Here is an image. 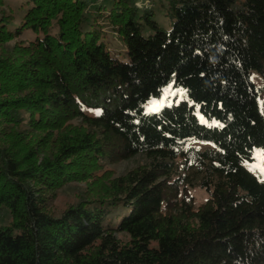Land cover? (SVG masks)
<instances>
[{
  "label": "trees",
  "instance_id": "16d2710c",
  "mask_svg": "<svg viewBox=\"0 0 264 264\" xmlns=\"http://www.w3.org/2000/svg\"><path fill=\"white\" fill-rule=\"evenodd\" d=\"M138 1L0 0V264H264V0Z\"/></svg>",
  "mask_w": 264,
  "mask_h": 264
},
{
  "label": "rangeland",
  "instance_id": "374dc122",
  "mask_svg": "<svg viewBox=\"0 0 264 264\" xmlns=\"http://www.w3.org/2000/svg\"><path fill=\"white\" fill-rule=\"evenodd\" d=\"M104 1V0H99ZM92 2V1H91ZM93 3V2H92ZM91 3V7L93 8V4ZM152 5V0H140L137 3L138 7H146ZM170 29L169 27H167ZM110 42L113 44L111 47V52L118 54L119 58H122L124 49L121 46L120 42L113 36H110ZM250 80L256 85L257 87H262V79L259 74L255 71L250 72L249 74ZM184 99V92L181 90H177L172 86H169L163 90L162 97L157 100H152L147 105V112L148 113H159L164 107L171 106L174 104H179ZM260 104L261 108L264 109V93L260 96ZM91 115H98L99 112H88ZM199 120L203 124H209L205 119L198 114ZM255 158L257 159V163L253 166V168L260 169L264 172V150H256L255 151ZM146 160L142 156H138L129 161H111L107 166V169L112 172L113 177L123 176L128 174L130 171L139 168L140 166L144 165ZM84 189V184H75L69 185L65 187L62 191L58 192L53 205H54V212L56 214H60L62 211L66 210L71 205L77 202V194L82 192ZM183 189L180 190V198L183 195ZM190 194L196 198V207L200 206L203 202L208 199V194L205 191L194 189L190 191ZM7 211H2V217L7 215ZM7 222L3 220L2 225H6Z\"/></svg>",
  "mask_w": 264,
  "mask_h": 264
}]
</instances>
